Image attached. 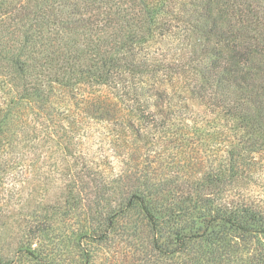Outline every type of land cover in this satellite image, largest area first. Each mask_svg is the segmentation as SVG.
Returning a JSON list of instances; mask_svg holds the SVG:
<instances>
[{"label": "trees", "instance_id": "1", "mask_svg": "<svg viewBox=\"0 0 264 264\" xmlns=\"http://www.w3.org/2000/svg\"><path fill=\"white\" fill-rule=\"evenodd\" d=\"M28 110L65 151L102 128L96 139L132 161L125 206L149 220L185 187L205 203L264 173V0H0L2 156ZM222 205L239 235L264 233L263 197Z\"/></svg>", "mask_w": 264, "mask_h": 264}, {"label": "rangeland", "instance_id": "2", "mask_svg": "<svg viewBox=\"0 0 264 264\" xmlns=\"http://www.w3.org/2000/svg\"><path fill=\"white\" fill-rule=\"evenodd\" d=\"M31 112L10 152L0 153V264H264L260 228L241 236L219 219L223 201L264 198V173L238 177L222 192L205 190V203L192 206L186 187L170 192L149 220L139 205L125 206L124 171L132 161L96 139L102 128L80 143L70 139L65 151L41 113ZM83 159L97 163L100 175L88 178ZM99 177L105 187L93 180Z\"/></svg>", "mask_w": 264, "mask_h": 264}]
</instances>
